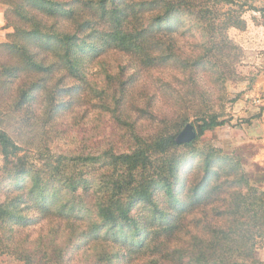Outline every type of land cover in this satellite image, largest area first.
I'll list each match as a JSON object with an SVG mask.
<instances>
[{"label":"trees","instance_id":"16d2710c","mask_svg":"<svg viewBox=\"0 0 264 264\" xmlns=\"http://www.w3.org/2000/svg\"><path fill=\"white\" fill-rule=\"evenodd\" d=\"M0 5L11 29L0 42V112L22 126L54 129L57 116L79 107L89 93L91 100L96 93L91 70L110 53L126 55L135 68L125 77L122 67L114 83L106 73L109 84L98 95L101 108L125 126L134 144L103 155L108 173L76 172L62 158L37 167L0 127V175L14 182L4 183L0 200V233L8 242L39 222L65 219L73 231L70 247L101 248L98 263L261 264L264 181H251L237 155L195 146L205 132L227 123L223 105L204 82L223 91L235 75L243 49L228 30H244L247 11L264 19V0H0ZM193 27L201 42L186 51L179 38ZM165 67L175 71L170 79L156 77L152 92L147 90L154 85L143 83L144 107L133 97L125 106L144 76ZM160 98L169 109L157 115L153 104ZM138 118L152 130L143 132ZM188 123L196 136L177 143ZM99 158L84 160L94 166ZM17 250L23 264H65L62 254L42 252L38 261L33 251Z\"/></svg>","mask_w":264,"mask_h":264},{"label":"rangeland","instance_id":"374dc122","mask_svg":"<svg viewBox=\"0 0 264 264\" xmlns=\"http://www.w3.org/2000/svg\"><path fill=\"white\" fill-rule=\"evenodd\" d=\"M244 18L247 23L244 30L236 28L228 30L229 38L243 49L238 62L234 64L233 79L225 83L223 91L204 82L205 87L213 93L212 99L223 105L227 123L205 132L195 148L212 147L220 154H235L241 168L249 174L251 181H264V159H258L260 156L264 157V146L259 142H244L239 128L241 124L249 122V119L240 117L239 113L252 102L250 91L257 76L264 74V19L253 11L244 13ZM187 22L189 24V20ZM191 34L188 32L187 35L179 38L180 45L184 46L186 51H191L195 43L201 42V34L196 32L194 27L191 29ZM103 60L104 58L91 70V78L95 80L93 85L96 88L95 96L90 100L89 93L79 107L57 116L52 124L55 126L54 129L47 126L48 128L43 131L37 123L25 127L17 118L0 112V127L11 135L13 141L22 149L21 153H25L35 166L46 168L43 167V161L57 164L58 158H62L67 165H73L76 172L90 170L100 176L109 172L102 164L103 155L128 151L134 145L125 126L119 124L111 112L101 108L98 95L100 96V91L109 84L106 73L111 74L110 82L114 83V77L122 67H124L125 77L135 73V68L132 67V61L126 55L118 52L110 53L106 61ZM174 72L171 67H165L159 71H152V77L144 76L138 83L136 92L127 96L128 102L125 106H129V101L133 97V99L136 98L139 106L144 107L145 94L148 92L146 89L144 91L143 83L149 82L150 85H154L147 90L152 92L158 84L156 77L170 79ZM218 95L222 96L221 101L218 100ZM168 109V105L162 98L155 100L153 104L155 114L158 115ZM128 111V115H135L132 110ZM137 126L143 132L152 130V124L144 119L138 118ZM183 149L184 147L179 148V151L182 152ZM87 156L100 157V160L94 166H87L88 163L84 160ZM4 183H7V187L14 185L13 181L3 182L0 175V200L5 197ZM261 188L264 189V182ZM72 233L73 231L67 228L65 219L57 221L52 218L25 228L14 242H8L6 235L0 233V242L5 245V247L0 245V264H23L17 249L33 251V256L38 261L44 258L42 252H46L50 256L62 254L65 264H119L117 260L98 263L96 253L100 252L101 248L96 251L90 248L72 249L70 247ZM257 248V257L260 263L264 264V239L259 241ZM147 262V259H140L135 261V264H147Z\"/></svg>","mask_w":264,"mask_h":264},{"label":"crops","instance_id":"0c3cea01","mask_svg":"<svg viewBox=\"0 0 264 264\" xmlns=\"http://www.w3.org/2000/svg\"><path fill=\"white\" fill-rule=\"evenodd\" d=\"M11 29L5 27L3 7L0 5V42ZM252 102L239 113L240 117L249 119L246 124H241V138L244 142H259L264 146V74L257 76L255 84L250 91ZM254 112V113H252ZM258 159L263 160L260 156Z\"/></svg>","mask_w":264,"mask_h":264},{"label":"water","instance_id":"95a60500","mask_svg":"<svg viewBox=\"0 0 264 264\" xmlns=\"http://www.w3.org/2000/svg\"><path fill=\"white\" fill-rule=\"evenodd\" d=\"M196 136V132L191 124H186L176 138L177 143L189 142Z\"/></svg>","mask_w":264,"mask_h":264}]
</instances>
